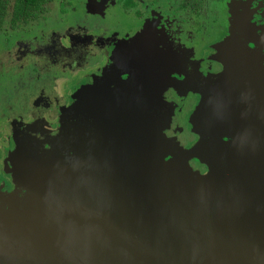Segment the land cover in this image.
Masks as SVG:
<instances>
[{"label": "water", "instance_id": "obj_1", "mask_svg": "<svg viewBox=\"0 0 264 264\" xmlns=\"http://www.w3.org/2000/svg\"><path fill=\"white\" fill-rule=\"evenodd\" d=\"M237 130L222 154L204 144L206 131L201 161L216 167L195 180L173 141L145 119L105 121L104 136L89 135L77 152L81 171L68 182L64 166L39 172L45 186L36 181L29 207L0 193V257L44 264L54 250L86 264H264V118L242 116ZM32 202L35 234L32 221L17 222Z\"/></svg>", "mask_w": 264, "mask_h": 264}, {"label": "rangeland", "instance_id": "obj_2", "mask_svg": "<svg viewBox=\"0 0 264 264\" xmlns=\"http://www.w3.org/2000/svg\"><path fill=\"white\" fill-rule=\"evenodd\" d=\"M155 1L156 6L151 10V17L154 21H152L153 23L151 21L150 23H147L149 25L148 29H146L145 22L137 21L138 18H136L134 14L128 17L121 13L119 15V10L113 7L109 11L108 18L106 19V25L110 27L109 30H111L112 27H115V30L112 32H106L101 29V27L105 24L102 23V21L96 15L90 14L86 9H80L82 12H80L79 10H74L73 13L77 11V15L79 16V18H74L70 22L69 26H84L86 29H88L87 34L84 35L82 43L75 44L72 52L73 57L78 56L82 59L83 67L81 68V70H79V72L75 71V74H77V76H75L74 78L72 77V74L66 76L59 74L62 79L63 89L62 87L56 86L54 92H56L57 94H60L62 92V98L68 97L70 93L71 95L74 94L73 98L68 97V104L72 107L70 106V110L68 109V113L63 112L61 116L63 117L64 114L68 115V118L71 116L72 118H74L75 123L79 120H83V124H85L84 128L86 129L84 133H86V131L88 130V141H90L91 139L89 135L99 136L100 133L98 131H100L102 127L100 125L98 126L101 121L98 119L99 116H97V111L100 115V113L102 112L101 109H105L110 112V118L113 119V116L116 117V115L119 113V108H122L124 110L125 108L127 109L128 106L112 107L111 105H108L107 107H105L103 105L100 108V105H95V102L91 101V99L96 94V86L100 82L96 80L97 77L92 80V78L95 76L93 74V70L98 71L103 67L108 69H111L112 67L121 68V64L126 61V58L123 57V54L116 53L115 48L117 47V41L114 42L113 45L111 42L112 49L110 46L109 52L103 51L102 46L96 45L95 43H93V41L96 39L97 35L100 37L104 36L105 38L112 37L107 40H113L116 38L119 39L122 36L123 30L128 28L134 29V35L136 36L138 35V32L140 35H143L142 31L148 30V33L145 32L146 35L144 34V37L149 45L144 46V49L142 48L143 51H136L135 57L138 55L139 59L141 58L140 56H142L144 59H147V56L151 55L152 57H154V54H158L157 56H159L160 59V56L162 55L161 58L164 61V65L162 66V68L164 69L162 70L163 74L170 78L173 83L175 82L173 86L178 89V93L181 96L180 101H172V104H167L166 107H163L162 104L158 103L160 97H156L154 99L157 104L153 102L151 108L156 107V110H158L157 108H159L163 114L160 120H156L157 125H163L165 130H171V133L169 130L165 131L164 135L168 138H171L173 143L186 158L190 176L193 178L196 177L195 180H203L199 177H210V172L211 170L213 171L214 168L210 167V165H207L209 166L210 170L207 173L202 174V170H199L198 164L193 165L192 162L193 160L198 161V159H200V161L202 159L205 160V157H201V155L204 152V134L206 135V131H208V129L206 125H202L200 126L198 130L199 132L197 133V129L194 128V130H192L194 139L198 134L199 136H201V138H203V140L200 142L193 141L192 143L186 142L187 140L185 139V135L181 134V132L178 130V124L180 121L178 117L182 116V112L187 106L188 107L185 114H188L189 110L193 106L191 107L190 105H188L186 97L183 96L186 94V92H189L188 94H191L189 103L192 102L193 99L195 100V102H198L193 108L194 113L192 115V120H196V117H201L211 109H214L215 105L217 104V98L222 92H220V88L222 86L221 80L225 79L229 75L234 79L238 77L233 82L234 84H236H233V87L236 88L234 90H231L230 88V90L224 92V97L221 103L224 101V99L227 97L226 95H228L230 91H236L238 92V94H240V104L242 105V107L244 106L245 100V102L247 103L248 112L254 118H264V31H262L261 33L262 37H259L260 30L257 26L259 18H261V11H255L253 16L249 17V14H251L253 10H251L249 13L248 7H252V2L255 0H247V7L241 6L242 2L240 0H202L201 3L203 4V7L204 4L206 6L204 7L202 14L200 15L194 14L192 9H190V7H187L186 4L188 3L186 2L185 4L184 0ZM195 1H197L198 4H196ZM199 1L200 0L192 1L196 4L193 6L194 8L200 7ZM79 2L81 3V8H83V0H79L78 3ZM142 2L145 3L141 5V8L142 6L148 7L149 2L152 3L153 0H142ZM120 5L122 8H125V6H127V3L124 1L121 2ZM85 6L87 7L86 4ZM48 7L51 11H53L50 17L58 18L57 2L50 4ZM173 12H175V15L172 14ZM117 17L119 18V23L115 22ZM167 21H169L168 24ZM143 25L144 28H142ZM71 26L69 29H71ZM162 34H165V36ZM34 38L35 37H31L29 38V40L23 39L21 41L20 39H0V109L8 100L19 104H12L14 105V109L16 108V111L21 110V107L25 106L26 104L25 94H31L32 92H35L39 89L49 90L51 87V85L39 83L32 72V63L27 59H23V55L27 52L26 44L30 46V49L35 47V44H33ZM132 41H135V39L133 38ZM161 41L167 42L177 47L180 50V53H182L183 55L190 56V48L201 52V55L204 57L200 59L201 71L199 73V76L201 77V84L199 86H196L193 83L192 70H180V68L175 65L174 60L166 58L170 57L171 55L163 52L165 50H163ZM56 45H58V42L56 43ZM195 50H192V53H195ZM111 51L112 55H114V57L112 58L110 56ZM32 52H34V50H30L29 54L31 56H34ZM53 58H55V56H53ZM156 62L157 61H149L147 62L148 65H144L142 60H138V65L142 66L144 71H141L137 74L135 63L128 64V66L126 64H123L127 68H130V70H133V79H130V81H128V85L122 86L123 84H121L119 85L120 87L117 86L116 89L114 87L107 90V93L112 94V96H114L113 98H120L121 92H119V90H125V97H127L128 93L126 92H128V89H132L137 96L140 97L141 95H143L144 97V94L139 93L141 90V88L139 87L141 86H144V89L149 93L155 91L153 82L157 74L155 68ZM37 65L42 66V63H38ZM239 65L242 68L240 75H238L237 73V68ZM219 70L223 72H220L219 74ZM179 77H183V79H179ZM90 81L92 83L87 86L88 82ZM205 82L206 84H204ZM80 84H83V86L86 87L78 86ZM74 87L79 88L74 90ZM104 87L107 89V86ZM68 90L70 91L67 92ZM89 94L90 98H88L86 101L83 100L89 97ZM82 105H84L83 108L89 106L93 109H91L89 114H87L86 112L83 115ZM140 105L141 104L138 101L137 107ZM236 105H239V102H236L234 106ZM111 109L113 112H111ZM240 111L241 110H239L238 112ZM244 117L245 116H243V118ZM73 128L77 127L75 126ZM64 133L56 136L50 147V142L48 141V147H46L47 140L42 138V144L36 143V145H38L39 147L36 152L29 154L23 153V155L30 157L28 160L31 161V174L33 175L35 173L33 175L34 177L29 173L26 174L25 184H23V181H19L16 179V177H13L15 187L11 190H9V188L7 189L0 187V193L8 197L12 196V198L10 199L11 202H14L16 199L20 198L21 201H18V205L16 206L17 208L19 206H23L25 202V206L29 207V199L30 197L33 198L32 196L35 194V189L37 187L36 181H39L38 183H41V186H45L41 181L43 177H40L39 172L42 175L50 173L52 174V171H54L56 168L59 170V165H61V167L64 166L67 171L65 170V172L61 174V180L63 182L67 180L68 182V179H72L73 173L78 174V172L81 171L79 167V157L76 156V154L77 152L81 151L83 147L79 145L74 146V141L76 140V138H78V135L75 132L73 133V135H71L70 132H67V130H65ZM60 138H62L63 140H60ZM78 139L80 140V138ZM86 165L85 169L90 166L91 163L88 166ZM5 171H7V169ZM9 172L10 171L5 172L8 176L3 174L0 175L1 178L4 179V182H7L11 177L9 176L11 175ZM48 177L46 176L45 178ZM48 180L49 184H52L54 181V179L52 178H48ZM62 181L61 184H66L62 183ZM30 185L32 187H30ZM22 189H27L29 193L26 192L24 195L21 194ZM26 195H28V197H25ZM22 199L24 203H22ZM31 206L34 207L33 202ZM27 213L29 214V217L33 219L34 215H31L32 212ZM53 251L54 250H51V252L49 253L50 256L48 255L49 257L44 260V264L87 263H85V261L66 257L61 254L56 253L57 255H55L53 254ZM0 264H6L5 258L0 257Z\"/></svg>", "mask_w": 264, "mask_h": 264}, {"label": "flooded vegetation", "instance_id": "obj_3", "mask_svg": "<svg viewBox=\"0 0 264 264\" xmlns=\"http://www.w3.org/2000/svg\"><path fill=\"white\" fill-rule=\"evenodd\" d=\"M78 1L79 0H66L62 2V0H54L53 2L48 3L44 7V9L39 13V16L37 18H33L27 24L21 23L15 29L11 28V17L14 0H11L9 2V5L7 7L6 19L3 24V29L0 33V39H20L21 41L23 39L29 40V38L35 37L33 39V44H35V47L30 49V46L26 44L27 52L23 55V59H27L32 63V72L37 78V81L41 84L51 85V87L49 90L39 89L35 92H32L31 94H25L26 104L25 106L21 107V110L16 111V108L14 109V105L12 104H19L8 100L5 104H3V107L0 109V175H6L5 172L7 171H10L9 173L11 174L9 175L11 177L8 179L7 182H4V179L0 176L1 188H9V190L13 189L15 187L13 177H16V179L19 181H23V184L26 183V174L29 173L30 175H32V169L30 168V164L24 163L23 159L25 155H23V153L36 152V143L42 144V138L47 140L46 147H48V141L50 142V147L51 143H53V140H55V137L60 134H63L64 131L67 130V132H70L71 135H73V133L75 132L78 135V138H80V140L76 138V140L74 141V146L79 145L83 147V149H81L83 151H86L89 148L87 143L88 130L86 131V133H84V131L86 130L84 128L85 124H83L84 121L79 120L75 123L74 118H72L71 116L69 118L66 114H64L63 117L61 116L63 112L68 113V109L70 110L71 105L68 104V97L73 98L74 94L71 95L70 93L68 97L62 98V92L60 94L54 92L56 86L62 87L63 89L62 79L59 74L64 76L72 74V77L74 78L75 76H77V74H75V71L79 72V70H81V68L83 67L82 59L78 56L73 57L72 52L75 44L82 43L84 35L87 34L88 29H86L84 26L73 27L71 25V29H69L70 22L74 18H79V16L77 15V11L79 10L80 12H82V9H86L90 14L96 15L102 21V23L105 24L101 27V29L106 32H112L115 30V27H112V29L109 30L110 27L106 25V19L108 18L109 11L113 7L119 10V15L121 13L128 17L134 14V16L138 18L137 21L145 22L146 29H148L149 27L147 23H150V21H154L151 17V10L156 6L155 0H153L152 3L149 2L148 7L142 6V8L141 5L145 3L142 2V0H83V8H81V3H78ZM124 1L127 3V6H125V8H122L120 4ZM192 1L193 0H184L185 4L186 2L188 3L186 4L187 7H190L194 14H202V11L206 5L204 4L203 7V4L201 3L202 0H200V7L194 8L193 6L198 4V2L195 1V4ZM240 1L242 2L241 6L245 7L247 5V0ZM56 2L58 4V18H51L50 16L53 11H51L48 6ZM85 4L87 5V7L85 6ZM252 4V7L250 5V7H248L249 13L251 10H253V12L249 14V17H252L255 11H261V18H259L257 26L260 30L259 37H262L261 33L262 31H264V1L255 0L252 2ZM74 10L77 11L73 13ZM172 14L175 15V12H173ZM115 22L119 23L118 17L116 18ZM168 23L169 21H167V24ZM142 28H144V25L142 26ZM147 31L143 30V35H140L138 32V35L136 36L134 35V29L128 28L123 30L122 36L119 39L116 38L113 40H107L112 37L105 38L104 36L100 37L97 35L96 39L93 41V43H95L96 45H101L103 51L108 52L110 46L112 49L113 43L117 41V47L115 48L116 53H121L123 54V57L126 58V61L121 64V68L112 67L111 69H108L103 67L98 71L93 70V74L95 76L92 78V80L97 77L96 80L100 82L96 86V94L91 99V101H94L95 105H100V108L103 105L105 107H107L108 105H111L112 107L128 106L127 109L125 108L124 110L122 108H119V113L116 115V117L113 116V119L110 118L109 111L101 109L102 112L100 113V115L97 111V116H99L98 119L101 121L99 125L102 128L103 123L105 121H111L113 123L118 124L119 121H121L122 123L124 120H130V118L138 120L143 118L147 121L148 125L150 126L151 133L156 132L157 134L160 133L161 135L162 133L164 134L165 131L168 130L171 133V130H165L163 125H157L156 120H160L163 114L159 108H157L158 110H156V107L151 108V105L153 104V102H155L154 99L156 97H160L158 103L162 104L163 107H166L167 104L171 105L172 101H180L181 96L178 93V89L173 86L175 82L173 83L170 78L163 74L162 70L164 69L162 68V66L164 65V61L161 58L162 55L160 56V59L159 56H157L158 54H154V57H152L151 55L147 56V59H144L142 56H140L141 58L139 59L138 55L135 57L136 51H143V47L149 45V43H147L144 37V34L146 35V33H148ZM162 35L165 36V34ZM133 38L135 39V41H132ZM57 42L58 45H56ZM161 43L163 46V50H165L163 52L171 55L170 57L166 58L174 60L175 65L180 68V70H192L193 83L194 85L199 86L201 84V77L199 76V73L201 71L200 59L204 57L201 55V52L190 48L189 54L191 55H183L182 53H180V50L177 47L167 42L161 41ZM30 50H34V52H32L34 56H31L29 54ZM192 50H195V53H192ZM110 54L111 58L114 57V55H112V51L110 52ZM53 56H55V58H53ZM138 60H142L144 65H148L147 62L149 61H157L155 64L157 74L153 82L155 91L149 93L147 90L144 89V86H141L139 87L141 88L139 93L144 94V97L143 95L139 97L134 93L132 89H128V92H126L128 93L127 97H125V90H119V92H121L120 98H113L114 96H112V94L107 93V90L114 87L116 89L117 86L121 84H123L122 86L128 85V81H130V79H133L134 77L132 75L133 70H130V68H127L123 64H126L128 66V64L135 63L137 68L136 74L140 73L141 71H144L142 66L138 65ZM38 63H42V66L37 65ZM33 69L35 70V72ZM237 69V73L238 75H240L242 71L240 65ZM218 72L220 74V72L223 71L219 70ZM181 78L183 79V77H179V79ZM233 79L234 78L229 75L225 79L221 80L222 86L220 88V92H222L217 98V104L215 105L214 109H211L207 113L203 114L201 117H196V120H192V115L194 113L193 108L198 102H195V100L193 99V101L189 103V98L191 95L188 94L189 92H186V94L183 96L186 97L188 105H190L191 107L193 106L189 110L188 114H185L188 107L187 106L183 110L182 116L178 117L180 119L178 124V130L181 132V134L185 135V139L187 140L186 142L192 143L193 141L200 142L203 140V138H201V136H199L198 134L197 136L195 135L196 138L194 139V134H192V130H194V128L197 129V133L199 132L198 130L200 128V124H207L209 136H207L208 139L205 140L204 143L208 145V149L211 153L215 152L218 154H222V149L226 151L228 149V145L232 144V141L236 139V135L238 134V120H241L242 116H249L250 114L248 112L247 103L245 102V100L243 107L240 104V94H238V92L236 91H230V93L226 95L227 97L221 103L224 97V92L230 90V88L231 90H234L236 88L233 87L234 85H236L233 83L236 79ZM91 81L88 82L87 86L93 82ZM204 84H206V82ZM78 86H83V84H80ZM104 86H107V89ZM78 88L79 87H74V90ZM69 91L70 90H68L67 92ZM88 96L89 97L83 100L86 101L88 98H90V94ZM138 101L141 105L137 107ZM236 102H239V105L234 106ZM83 107L84 105H82L83 115L86 112L87 114H89L91 109H93L89 106H87L86 108ZM237 110L241 111L238 112ZM111 112H113L112 109ZM65 118L68 119L66 120ZM75 126L77 128H73ZM257 132L252 129L253 137L257 135ZM99 133H102L104 136L103 131H99ZM61 139L62 138H60V140ZM204 139H206V136L204 137ZM261 146L262 147H259L264 152V145L261 144ZM104 147V144L103 146L101 145V149H104ZM261 162L264 161L261 160ZM192 163L193 165L198 164V168L199 170H202V174H205L210 170L209 166L207 165H210V167L214 169L216 167L215 162H212L209 158L207 161V165L201 162L200 159H198V161L193 160ZM24 166L25 168L23 169ZM6 169L7 171H5ZM26 190L22 189L21 194L24 195L26 192L29 193V191ZM25 197H28V195H26ZM33 197H35V194L33 195ZM32 213V215H34L33 219H31L29 217V214L27 213L26 215L28 218L21 220V218L19 217L17 222L23 225L25 228H29L31 224L30 221H32L33 224L31 226L35 234V204L34 211Z\"/></svg>", "mask_w": 264, "mask_h": 264}, {"label": "trees", "instance_id": "obj_4", "mask_svg": "<svg viewBox=\"0 0 264 264\" xmlns=\"http://www.w3.org/2000/svg\"><path fill=\"white\" fill-rule=\"evenodd\" d=\"M11 0H0V33L6 19L7 7ZM54 0H14L11 17V28L15 29L21 23L27 24L37 18L44 7ZM66 1V0H62ZM264 1V0H263Z\"/></svg>", "mask_w": 264, "mask_h": 264}]
</instances>
